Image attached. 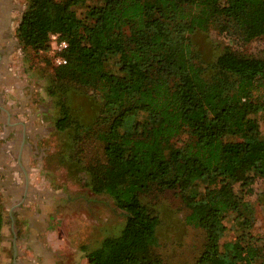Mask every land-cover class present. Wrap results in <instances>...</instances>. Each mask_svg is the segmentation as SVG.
<instances>
[{
  "label": "trees",
  "instance_id": "trees-1",
  "mask_svg": "<svg viewBox=\"0 0 264 264\" xmlns=\"http://www.w3.org/2000/svg\"><path fill=\"white\" fill-rule=\"evenodd\" d=\"M86 1L30 0L17 31L24 48L36 53L50 49L51 34L68 40L67 63L47 88L64 137L60 161L77 176L74 166L83 168L85 184L128 214L121 234L88 252V263L167 264L153 252L159 216L142 197L178 189L191 209L187 222L206 232L195 264H264V241L253 242L246 232L231 247L220 243L228 213L245 230L255 221L254 207L234 183L248 186L253 169L264 176V58L223 44L208 63L191 37L213 28L243 42L263 36L264 0H104L82 18L74 6ZM110 58L116 71L106 67ZM70 81L100 94L98 114L72 101ZM185 131L191 137L177 145ZM89 132L104 144V165L81 164ZM3 220L0 208V239Z\"/></svg>",
  "mask_w": 264,
  "mask_h": 264
},
{
  "label": "rangeland",
  "instance_id": "rangeland-1",
  "mask_svg": "<svg viewBox=\"0 0 264 264\" xmlns=\"http://www.w3.org/2000/svg\"><path fill=\"white\" fill-rule=\"evenodd\" d=\"M103 1L87 0L83 4L74 6V10L79 17L84 18L89 7L100 5ZM29 3L30 0H11V4L16 9L14 16L17 30ZM191 37L198 53L208 63H213L216 60L223 44L232 45L234 50L242 54L264 58V35L249 42H243L239 37L229 39L225 33L213 28L206 32L197 30ZM18 43L16 52L12 57L13 67L19 76L17 78H21L25 82L24 86L27 94L32 92L27 84L36 83L38 91L36 93L34 89L32 97L49 112L48 122L46 123L45 145L39 144L38 146V152L44 150L43 161L38 162V167L43 165V175L46 176L48 183L53 182L54 188L62 193V197L55 196L53 203H50L62 204L59 212V216H61L58 219L59 223L53 225L56 236L55 241H59L61 238L65 239V243L59 251L62 259L61 264H86L88 262V252L101 246L105 238L121 234L128 214L116 205L111 196L105 193L93 192L85 184L87 174L82 171L83 168L81 170L74 166L77 169V176V174L70 173L71 168L60 161L59 149L64 137L55 127L58 114L54 98L47 90L50 85L49 79L59 65L54 62V52H51V49L36 53L31 48L25 49L20 39ZM106 67L110 71H116L118 66L115 59L110 58L106 61ZM207 71L211 74L215 72V69L210 67ZM69 85H71L69 95L72 96V101L75 104L82 105L89 115L99 113L102 100L100 94H93L89 88L75 86L73 81H70ZM260 90L261 100L264 101V89L261 88ZM3 93H6V90ZM6 96V94L1 96L3 103H9V100H11V94L8 97ZM14 99L16 100L15 96H13ZM87 113L85 115H88ZM89 133L91 134L86 136V140L82 144L81 155L83 161L81 164L85 166L104 165L106 162L103 154L104 144L96 139L93 132ZM190 137L191 134L185 131L178 135L174 142L180 145ZM260 137L264 139V118L261 120ZM81 155H76V159H81ZM250 175L253 181L248 186H243L241 181H235L234 187L236 192L242 196V199L249 201L254 207V224L247 231L243 227L241 218L233 212L228 213L223 221L225 228L220 236V243L223 247H231L244 232L253 242L262 244L264 241V176L259 174L256 169H253ZM142 199L149 209L159 216V244L154 247V254L167 264H195L204 250L206 232L203 227L187 222L186 217L191 209L183 201L178 189H156L151 194L144 195ZM3 204L10 203L5 201V196L0 188V208L2 211ZM3 247L6 251L8 250L10 255L12 247L9 244Z\"/></svg>",
  "mask_w": 264,
  "mask_h": 264
},
{
  "label": "crops",
  "instance_id": "crops-1",
  "mask_svg": "<svg viewBox=\"0 0 264 264\" xmlns=\"http://www.w3.org/2000/svg\"><path fill=\"white\" fill-rule=\"evenodd\" d=\"M14 54L0 58V188L10 203L3 204L0 264H61L65 239L55 241L53 225L59 223L62 204L50 203L62 193L48 183L43 165L38 167L49 112L32 97L38 91L35 82L27 81L32 92H25V82L13 67ZM3 94L12 95L9 103L1 101ZM8 244L10 255L3 247Z\"/></svg>",
  "mask_w": 264,
  "mask_h": 264
},
{
  "label": "flooded vegetation",
  "instance_id": "flooded-vegetation-1",
  "mask_svg": "<svg viewBox=\"0 0 264 264\" xmlns=\"http://www.w3.org/2000/svg\"><path fill=\"white\" fill-rule=\"evenodd\" d=\"M15 10L11 0H0V58L4 56L11 58L19 44L15 28Z\"/></svg>",
  "mask_w": 264,
  "mask_h": 264
},
{
  "label": "built area",
  "instance_id": "built-area-1",
  "mask_svg": "<svg viewBox=\"0 0 264 264\" xmlns=\"http://www.w3.org/2000/svg\"><path fill=\"white\" fill-rule=\"evenodd\" d=\"M50 51L54 52V62L57 65H63L67 63V58L64 57L62 51L69 47V42L66 39L61 38L60 34H52L50 38Z\"/></svg>",
  "mask_w": 264,
  "mask_h": 264
}]
</instances>
